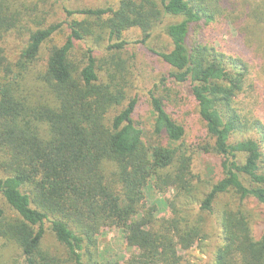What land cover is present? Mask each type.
Returning a JSON list of instances; mask_svg holds the SVG:
<instances>
[{"label": "trees", "instance_id": "trees-1", "mask_svg": "<svg viewBox=\"0 0 264 264\" xmlns=\"http://www.w3.org/2000/svg\"><path fill=\"white\" fill-rule=\"evenodd\" d=\"M219 19L241 56L190 44L193 26ZM167 20L170 49L152 53L173 82L188 85L206 132L198 150L217 158L216 180L194 169L186 128L161 97L149 95L155 144L145 146L134 121L123 36L137 29L146 46ZM12 33L27 36L15 59L4 47ZM257 72L264 0H119L66 11L59 23L32 0H0V199L13 213L0 206V256L10 247L20 254L12 264H264V124L238 106L240 95L257 104L248 81ZM151 186L173 192L162 200L167 217L156 204L141 206ZM251 205L260 209L258 229ZM103 228L118 229L134 254L97 260ZM46 233L63 258L43 248ZM193 249L200 259L188 255Z\"/></svg>", "mask_w": 264, "mask_h": 264}, {"label": "rangeland", "instance_id": "rangeland-1", "mask_svg": "<svg viewBox=\"0 0 264 264\" xmlns=\"http://www.w3.org/2000/svg\"><path fill=\"white\" fill-rule=\"evenodd\" d=\"M38 5L40 14L47 19L48 23H59L65 20L66 11H73L87 8H101L106 6H115L119 0H32ZM171 20H167L162 25L156 27L147 42L146 46L137 43L140 40V32L137 29L130 30L123 36L128 43L126 50L123 52V58L127 60L129 67V97H137L138 104L134 115L136 125L142 131V139L145 146L149 147L156 143V139L152 134L153 113L149 104V95L153 93L161 97L167 106L170 114L186 128V136L184 143L189 151H193L194 169L203 174L206 180H216L219 176L217 167V158L212 154L203 153L198 150L200 145L206 142V132L204 124L198 117L197 105L192 98L188 85H181L173 82L169 75L171 69L162 62L160 58L155 56L153 51H168L170 43L163 32V27ZM26 35L10 34L6 40L4 47L8 55L15 59L21 52L25 42ZM57 42L58 39H55ZM190 44H203L213 47L227 55L235 57L243 54L242 46L236 33L231 27L225 25L220 19L211 24L200 23L192 27L190 36ZM249 76L248 81L254 86V93L259 95L257 104L242 95L238 101L242 105H238L245 116L255 117L264 124V72H257L253 75V79ZM216 176V177H215ZM207 191L206 187L199 188L198 197H202ZM172 191L159 192L151 186L146 190L145 198L141 206L156 204L159 207V218L167 217L169 212L162 204V200L169 199ZM231 199L223 198L218 203V210L223 209L225 204H229ZM0 206L4 209L8 216H13L12 211L0 199ZM253 210L252 228L258 229L260 224V209L251 205ZM195 209V206H194ZM204 228L208 232L215 233L213 219L204 215ZM43 248L51 255L63 258V249L56 242L54 237L46 233L43 240ZM95 258L99 261H116L123 262L134 254V250L127 247L122 233L115 228H103L98 235L97 245L93 249ZM0 256V264H12L18 260L20 254L17 250L8 247L3 249ZM190 257L200 259L198 249H193L188 253ZM206 260V257L203 258Z\"/></svg>", "mask_w": 264, "mask_h": 264}]
</instances>
